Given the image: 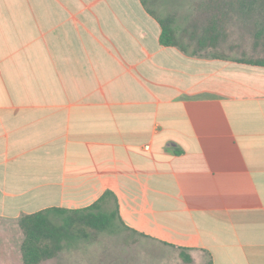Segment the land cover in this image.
Returning a JSON list of instances; mask_svg holds the SVG:
<instances>
[{
	"label": "crops",
	"instance_id": "crops-1",
	"mask_svg": "<svg viewBox=\"0 0 264 264\" xmlns=\"http://www.w3.org/2000/svg\"><path fill=\"white\" fill-rule=\"evenodd\" d=\"M145 9L0 0V219L111 191L140 236L264 264V66L162 45Z\"/></svg>",
	"mask_w": 264,
	"mask_h": 264
},
{
	"label": "rangeland",
	"instance_id": "rangeland-1",
	"mask_svg": "<svg viewBox=\"0 0 264 264\" xmlns=\"http://www.w3.org/2000/svg\"><path fill=\"white\" fill-rule=\"evenodd\" d=\"M157 17L166 19L177 35L188 42V36L211 35L216 44L204 45L203 54H215L227 59H264V38H256L258 15L231 11L237 0H146ZM217 7L222 12H217ZM236 10V9H235ZM228 11V12H227ZM216 18V28L210 29L209 19ZM170 18V20L168 19ZM215 22V21H214ZM195 44V43H194ZM188 44L189 50L195 45ZM201 51V50H200ZM112 200L103 210L112 209ZM23 233L15 220L0 219V264H23L20 242ZM179 249L155 242L114 223L107 230L96 233L89 240H75L54 258L39 264H209L200 257L185 262Z\"/></svg>",
	"mask_w": 264,
	"mask_h": 264
},
{
	"label": "trees",
	"instance_id": "trees-1",
	"mask_svg": "<svg viewBox=\"0 0 264 264\" xmlns=\"http://www.w3.org/2000/svg\"><path fill=\"white\" fill-rule=\"evenodd\" d=\"M237 7H231V11H237L241 14L251 13L258 15L255 22L256 38H264V0H237ZM144 7L161 25L160 43L165 46H178L183 52L193 55L203 51L204 45L214 43L211 35L200 37L188 36V42L177 35L175 29L166 19L157 17L153 10H150L146 0H142ZM217 12H222L217 7ZM236 9V10H235ZM228 12V11H227ZM214 13V12H213ZM216 15V13H214ZM222 16L227 15L226 13ZM210 21V29L216 28V18ZM248 15V14H247ZM170 20V18H168ZM215 21V22H214ZM195 43V48L189 50L188 44ZM201 50V51H200ZM216 58H224L211 54ZM227 59V58H224ZM238 62H244L251 65L264 66V59H238ZM112 200L113 207L109 211L103 210L106 202ZM120 223L117 210V199L111 191H106L93 204L79 209H66L58 207L45 208L33 213L22 214L19 216L17 223L23 233V239L20 242V254L23 264H39L44 260L54 258L66 246L75 240H89L92 235L107 230L114 223ZM163 244L179 249V256L185 262L191 261V256L185 248L176 247L175 245Z\"/></svg>",
	"mask_w": 264,
	"mask_h": 264
},
{
	"label": "built area",
	"instance_id": "built-area-1",
	"mask_svg": "<svg viewBox=\"0 0 264 264\" xmlns=\"http://www.w3.org/2000/svg\"><path fill=\"white\" fill-rule=\"evenodd\" d=\"M146 148H148V146H146Z\"/></svg>",
	"mask_w": 264,
	"mask_h": 264
}]
</instances>
